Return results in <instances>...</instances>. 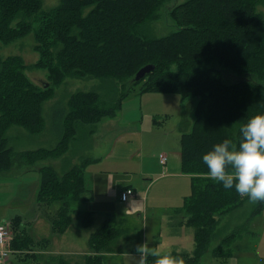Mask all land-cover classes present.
<instances>
[{
    "label": "trees",
    "instance_id": "16d2710c",
    "mask_svg": "<svg viewBox=\"0 0 264 264\" xmlns=\"http://www.w3.org/2000/svg\"><path fill=\"white\" fill-rule=\"evenodd\" d=\"M165 1L59 0L43 9L42 0H0V43L32 33L33 48L39 54L31 65L24 64L17 54L0 55V173L10 170L16 155L8 146L7 128L18 125L31 134L40 133L44 128L42 103L68 77L100 78L110 88V97L115 95L110 100L95 90L69 94L58 112L56 145L19 152L28 164L65 154L84 125L114 116L136 85L139 93L194 98L191 129L179 137V168L190 174L191 193L182 207L175 209L184 217L182 224L194 227V249L192 254L173 255L183 258L185 264H199L215 236L218 220L248 198L234 188L224 189L207 176L202 155L226 137L235 139L241 124L264 112V14L256 8L264 0H184L169 10L177 29L151 36L147 22L157 17ZM146 64H153V70L135 81L136 71ZM33 65L46 70L51 86L40 88L26 77L24 69ZM90 160H82L63 173L50 165L39 169L35 198L49 206L57 204L51 223L59 235L72 222V212L79 227L94 222L93 211L73 208L88 198L85 167ZM263 210L264 202L257 201L249 218ZM11 223L13 248L19 249L20 225ZM119 234L114 218H104L90 232L88 248L97 251ZM230 237L211 250L222 263L231 256ZM48 240L28 237L31 244Z\"/></svg>",
    "mask_w": 264,
    "mask_h": 264
},
{
    "label": "rangeland",
    "instance_id": "374dc122",
    "mask_svg": "<svg viewBox=\"0 0 264 264\" xmlns=\"http://www.w3.org/2000/svg\"><path fill=\"white\" fill-rule=\"evenodd\" d=\"M182 1L184 0L163 2L159 6L157 17L147 22L148 34L163 36L176 30L177 25L170 17L169 10ZM58 2L59 0H42V7L49 9L57 5ZM256 8L264 14V4H258ZM34 43L32 33L7 44L0 43V55L17 54L22 57L24 64L31 65L39 57L38 52L33 48ZM171 67L175 69L174 65ZM24 73L33 84L40 88L43 87V84L52 85L44 68L33 65L25 68ZM261 83L264 85V80ZM138 89L139 85H136L129 96L131 98L124 103L119 113L121 120L118 123L124 126L125 121L135 123L137 119L143 118L142 131H139L134 137L126 138L124 135V142L119 145L123 151L120 152L122 154L127 153L124 149L128 145V140H131L129 145L133 149L140 148V150L127 160L123 159L119 164L114 162V159H119L117 153L106 158V153L118 145V141H116L117 143L110 141L108 144L100 133L101 130L97 123L95 132L93 131L94 125H84L82 133L88 129L87 133L83 136L78 133L74 142L70 144L69 150L60 157H48L33 164H28L19 157V152L24 150L51 148L56 145L58 112L64 108L69 94L76 91L95 90L103 98L110 97L108 94L110 88H106V81L97 77H68L63 83L56 86L53 95L42 103L44 128L40 133L31 134L18 125H10L7 128L5 134L8 146L16 155L10 170L2 172L0 176V203H4L5 199L7 204L1 210L6 215V219L0 221L7 225L10 234L6 246L11 252L6 259L17 253V250L13 248L15 236L12 232L11 222L16 226L20 225V239L26 248L23 253L25 261H28V247H30L28 237L34 241L39 238L40 240L49 238L50 240L45 241L42 248L49 245L55 233L59 237V233L55 231L56 228L51 223L54 213H50L48 210V207L52 210V206L38 203L36 198L30 201L33 204H28V201H26L27 204H24L25 195L31 199L33 190L34 192L37 190V176L32 170L37 166L50 165L59 173H63L73 165H78L82 160H88L91 157L97 159L90 160L85 167V184L88 189L85 196L88 198L74 204L73 208L93 211L94 222L89 227H79L74 217L65 232L66 240L63 246L65 253L55 255V260L49 264H87L89 261L99 264H118L117 260L120 261V264H135V260L140 255L137 249L133 250L137 242V248L147 242L150 247L156 248L160 252L162 248L182 244L180 251L177 252H192L194 227L188 225L178 230L173 229L168 224L172 220L166 216L174 209L181 208L185 197L191 193L190 176L186 173H174V171H179L176 152L179 154V137L184 121L191 117L189 116L190 102H186V108H184L187 117H182L183 107H180L174 100L178 97L177 95L150 92V95L138 99L135 98L138 97ZM163 94L170 95L171 98ZM112 95L110 100L113 98ZM164 99H168V101ZM190 100L195 102L194 98H188V101ZM154 120L155 124L152 123ZM134 130H136L135 127H129L123 128L122 131ZM78 141L80 145L76 143ZM120 156L124 155L120 154ZM161 156L166 157V163L160 161ZM109 161L110 165L106 167L105 171H100L101 168L108 165ZM129 186L138 192L129 195L128 199L123 201L120 198L121 192ZM12 193L24 196L20 201L17 197L12 199L14 196ZM255 203L247 198L241 206L218 220L214 228L215 236L210 240L208 249L202 255L199 264H264V210L261 214L249 218ZM18 205L19 210H17ZM139 212L140 215H138ZM19 214V217L11 221L12 217ZM72 215L75 216L73 212ZM108 217L114 218V228L118 229L120 234L108 246L97 251L95 249L88 250L87 236L89 232L101 225V218ZM164 221L168 223L162 224ZM30 229L38 237L34 238ZM228 235L232 236L230 237V246L233 254L228 257L225 263H222L221 260L211 256V250L224 241L222 239ZM35 247L33 246V248ZM82 248L85 250L84 253L79 252ZM117 251L122 253L116 256ZM42 262L39 261L38 264H42Z\"/></svg>",
    "mask_w": 264,
    "mask_h": 264
},
{
    "label": "clouds",
    "instance_id": "9594fccd",
    "mask_svg": "<svg viewBox=\"0 0 264 264\" xmlns=\"http://www.w3.org/2000/svg\"><path fill=\"white\" fill-rule=\"evenodd\" d=\"M238 136L224 138L202 155L206 175L224 189L234 188L249 201L264 202V112L249 117L241 124ZM135 264H185L171 251L160 252L147 242L138 246ZM150 257L154 260L150 261Z\"/></svg>",
    "mask_w": 264,
    "mask_h": 264
},
{
    "label": "crops",
    "instance_id": "0c3cea01",
    "mask_svg": "<svg viewBox=\"0 0 264 264\" xmlns=\"http://www.w3.org/2000/svg\"><path fill=\"white\" fill-rule=\"evenodd\" d=\"M137 96L138 97H135V98H138V99H140V98H142L143 96H147V95H150V92H142V93H139L138 91H137ZM151 94H153V93H151ZM173 94V93H172ZM131 95V93H129L128 94V96H126L124 99H123V101H122V103H121V106H120V108L118 109V110H116V112H115V115L114 116H112V117H104V118H102L97 124H98V126H99V128H100V130H101V134L105 137V140H106V142L109 144L110 143V141H113L114 143H117L116 141H118V145H115L109 152H107L106 153V155H107V157L106 158H108L110 155H112V154H115V153H117L118 154V160L117 159H114V162L116 163V164H119L123 159L125 160H127L128 158H130V157H132V156H134L139 150H140V148H135V149H133V147L131 146V145H129V143H130V141L131 140H128V145H127V147L124 149V151H126L127 153H125V154H122V153H120V152H123V151H121V149L119 148V145L120 144H123V142H124V139H125V136L124 135H126V138H128V137H134V135L135 134H137L139 131H142V128H141V123H142V121H143V118H141V119H137L136 121H135V123H132V122H127V121H125V125L123 126V125H120L119 123H118V121H120L121 119H120V117H119V113H120V111L122 110V108H123V105H124V103L128 100V99H130L131 97H129ZM163 95H165V94H163ZM165 96H169L170 97V95H165ZM171 98V97H170ZM172 98H174V97H172ZM176 98H179V99H176ZM174 100H175V102H178V105L180 106V107H183V112H181V116L182 117H187V115L184 113V108H186V102H190V106H189V116H191L190 118L188 117V118H186L185 119V121H184V124H183V127H182V130H181V133L183 132V130H185V131H189L190 129H191V126H192V122H193V115H191V114H193V109H194V106H195V102H194V100H190V101H188V98L187 99H184V100H182L179 96L178 97H176ZM165 101H168V99H164ZM156 120V119H155ZM155 120L154 121H152V123L153 124H155ZM102 125V126H101ZM186 125H187V127H186ZM123 126V127H122ZM129 127H135L136 128V130H134V131H122L123 130V128H129ZM97 128V125H94V132H95V129ZM87 131H88V129H85L84 130V132L83 133H81V132H79V135H81V136H83L85 133H87ZM92 131V132H93ZM181 135V134H180ZM74 142V141H73ZM72 142V143H73ZM78 145H80V142L78 141V142H76ZM69 150V149H68ZM120 154L121 155H124V156H120ZM176 156H178V160H179V154L176 152ZM91 159H92V161L94 160V159H97V158H95V157H91ZM110 165V161L108 162V165H106V166H104L103 168H101L100 169V171H105V169H106V167L107 166H109ZM41 166H44V165H41ZM41 166H37L36 168H34L32 171H34V173L36 174V176H37V180H36V185H37V189H38V185H39V179H40V172H39V169H40V167ZM179 166H180V164H179ZM55 169V168H54ZM148 173V172H147ZM174 173L175 174H182V172L180 171V168H179V171H174ZM1 174L2 173H0V176H1ZM189 176H190V174H188ZM85 176H86V172H85ZM85 181H86V179H85ZM85 186H86V184H85ZM132 187V186H131ZM87 188V187H86ZM29 189V188H28ZM36 192H37V190L34 192V190H33V193H32V197H31V199L28 197V196H26L25 195V199H24V204H27L26 203V201H28V204L30 203V201H32L35 197H36ZM138 191H135V189H134V194L135 193H137ZM12 195H14V196H12V199L13 198H15V197H17L20 201H21V198L24 196V195H20V194H17V195H15V194H13L12 193ZM27 198H28V200H27ZM4 201V203H0V220H5L6 218V215L5 214H3L2 212H1V210H2V208H5V206L7 205L6 204V201H5V199L3 200ZM39 203V202H38ZM30 204H33V203H30ZM49 206V205H48ZM56 206V204H53L52 205V210L50 209V207H48V210L50 211L51 210V212L56 208L55 207ZM176 209H178V208H176ZM17 210H19V205L17 206ZM91 211V210H90ZM50 212V213H51ZM53 213V212H52ZM138 215H140V212L138 213ZM16 216H20V214L19 215H16ZM167 218L169 219V220H172L170 223H168V222H163L162 224H164V223H168L173 229H180V228H182V227H184V226H187V225H185V224H182V222H184L185 220H184V217H183V215L182 214H177V210H173V211H171V212H169L167 215ZM15 217V216H14ZM72 217V220L74 219V215H72L71 216ZM102 220H103V218H101V222H102ZM37 222V221H36ZM68 228H66V230H67ZM66 230L63 232V233H61V235H59V237H58V235H53V237L54 238H52V241L49 243V245L45 248V247H41V246H43L45 243H34V244H31L30 242H28V244L30 245V248L28 249V261H25L24 260V255H23V253L25 252V250H26V248L22 245V242L20 241V243H19V249H16L17 250V253H14L13 255H11L8 259H6V260H1L0 259V264H38L39 263V261H43L42 262V264H49L50 262H52V261H54L55 260V255H57V254H59V253H65L64 251H65V249H63V246L65 245V240H66V238H65V232H66ZM30 231H31V235L35 238V237H38V236H36L35 235V233H34V231L33 230H31L30 229ZM91 232V231H90ZM90 232H89V234H90ZM89 234H88V236H87V246H88V237H89ZM37 240H40V238L39 239H37ZM36 240V241H37ZM51 244V245H50ZM142 244H144V243H142ZM137 245H138V242H137V244H136V246H135V248H133V250H136L137 249ZM156 245H158V244H156ZM181 245L182 244H174V245H172V246H169V247H165V248H162V250H161V252L163 253V252H167V251H171V254L173 255V253H181V252H177V251H180L179 249H180V247H181ZM33 246H36L35 248H33ZM218 246V245H217ZM52 247H54V250H52ZM215 248V247H214ZM194 249V248H193ZM213 249V248H212ZM88 250H89V248H88ZM67 251V250H66ZM84 249L82 248V249H80V251L79 252H82V253H84ZM193 251V250H192ZM207 251V250H206ZM205 251V252H206ZM204 252V253H205ZM120 253H122V252H120V251H117L116 253H115V255L117 256V255H119ZM185 253H187V252H185ZM203 253V254H204ZM189 254H192V252L191 253H189ZM232 254H233V250H232V248H231V256H232ZM112 255L114 256V253H112ZM211 256H212V253H211ZM202 257V256H201ZM39 258H41L40 260H39ZM201 259V258H200ZM117 260V259H116ZM117 262H118V264H120V261H118L117 260Z\"/></svg>",
    "mask_w": 264,
    "mask_h": 264
},
{
    "label": "built area",
    "instance_id": "2783aa9c",
    "mask_svg": "<svg viewBox=\"0 0 264 264\" xmlns=\"http://www.w3.org/2000/svg\"><path fill=\"white\" fill-rule=\"evenodd\" d=\"M160 161L162 163H166V157L161 156ZM133 191L131 188H126L124 191L121 192V200H126L129 195H132ZM10 238V234L8 231V227L6 224L0 223V258H5L9 252L6 244L8 239Z\"/></svg>",
    "mask_w": 264,
    "mask_h": 264
},
{
    "label": "water",
    "instance_id": "95a60500",
    "mask_svg": "<svg viewBox=\"0 0 264 264\" xmlns=\"http://www.w3.org/2000/svg\"><path fill=\"white\" fill-rule=\"evenodd\" d=\"M153 68H154V65H153V64H146V65L140 67V68L136 71V73H135L133 79H134L135 81H139V80L142 79V78H143L148 72H150L151 70H153Z\"/></svg>",
    "mask_w": 264,
    "mask_h": 264
},
{
    "label": "bare ground",
    "instance_id": "6f19581e",
    "mask_svg": "<svg viewBox=\"0 0 264 264\" xmlns=\"http://www.w3.org/2000/svg\"><path fill=\"white\" fill-rule=\"evenodd\" d=\"M102 126V125H101Z\"/></svg>",
    "mask_w": 264,
    "mask_h": 264
}]
</instances>
